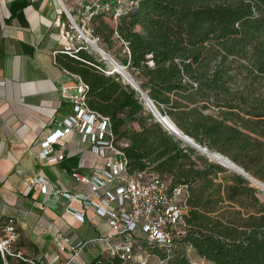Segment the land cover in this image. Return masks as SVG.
<instances>
[{
    "label": "trees",
    "instance_id": "16d2710c",
    "mask_svg": "<svg viewBox=\"0 0 264 264\" xmlns=\"http://www.w3.org/2000/svg\"><path fill=\"white\" fill-rule=\"evenodd\" d=\"M109 21H93L101 47L157 110L264 183V0H139ZM57 63L87 85L90 109L110 119L131 175L153 173L189 192L183 234L170 246L140 235L136 251L167 264H192L189 250L212 264H264V200L250 180L183 145L140 91L84 46ZM90 264L130 263L106 253Z\"/></svg>",
    "mask_w": 264,
    "mask_h": 264
},
{
    "label": "crops",
    "instance_id": "0c3cea01",
    "mask_svg": "<svg viewBox=\"0 0 264 264\" xmlns=\"http://www.w3.org/2000/svg\"><path fill=\"white\" fill-rule=\"evenodd\" d=\"M62 1L78 18L79 8L91 0ZM68 25L58 0H0V223L15 219L22 251L46 264L66 263L71 247L83 243L75 264H90L109 251L100 238L111 231L107 219L80 199L45 195L41 186L30 183L44 177L55 187L88 197L92 175L105 164L76 132L54 146L57 154H65L63 162L40 159L42 144L64 131L73 114L63 91L73 92L77 80L57 63L68 44ZM60 236L69 241L64 249Z\"/></svg>",
    "mask_w": 264,
    "mask_h": 264
},
{
    "label": "built area",
    "instance_id": "2783aa9c",
    "mask_svg": "<svg viewBox=\"0 0 264 264\" xmlns=\"http://www.w3.org/2000/svg\"><path fill=\"white\" fill-rule=\"evenodd\" d=\"M138 1L91 0L79 8L78 18L62 2L69 20L65 33L68 41L65 51H76V41L82 46L85 45L86 50H89L92 43L98 45L99 39L93 27L95 18L105 16L117 24L120 17L135 7ZM109 73L114 74V71ZM74 77L77 86L73 92L68 88L63 91V96L73 105V114L65 121L64 131L58 132L42 144L44 151L40 159L48 164L63 162L65 154H57L54 146L59 139L76 132L81 135L83 143L91 146L93 154L104 160V167L95 170L92 175L91 195L88 197L73 195L55 187L44 177L31 179L30 183L41 186L45 195L62 196L69 200L77 198L86 206L94 208L98 215L107 219L111 230L108 235L100 238V241L109 246L107 253L120 256L125 263L148 264L150 255L136 251V239L141 234L150 244L172 245L184 232L189 192L185 186L169 185L153 173L131 175L128 172L127 157L115 142L110 119L90 109L86 97L87 85L79 77ZM138 91L145 102L146 110L169 132L172 131L151 110L150 103L153 106L154 104L145 97V93ZM158 113L162 115L159 111ZM74 177L84 179L79 173H75ZM76 215L81 221L84 220L83 214ZM20 239L21 234L15 219L0 223V255L3 264H46L26 256L21 249ZM60 239V246L64 249L69 241L62 236ZM85 245L83 243L71 247L72 257L64 264H75Z\"/></svg>",
    "mask_w": 264,
    "mask_h": 264
},
{
    "label": "bare ground",
    "instance_id": "6f19581e",
    "mask_svg": "<svg viewBox=\"0 0 264 264\" xmlns=\"http://www.w3.org/2000/svg\"><path fill=\"white\" fill-rule=\"evenodd\" d=\"M62 0H60L59 4L62 6ZM63 7V6H62ZM91 48L96 51L99 55H101L103 58L107 59L110 64L112 65V70H115L116 72H119L121 73L128 81H132V78L130 76V74L127 72V70L123 67H120V66H117L116 64H114L112 62L111 59H109V56L108 54H106L97 44L95 43H92L90 44ZM111 67V66H110ZM150 107H151V110L157 115V117L170 129L172 130L175 134H178V138H180L181 140H183L184 143L192 146V147H195V144L194 142L187 138L185 136V134H183L182 132H180L176 126L174 125V123L169 119V118H166V117H163L162 115H160L158 113V111L156 110V108L150 103ZM209 159L221 164L222 166H224L225 168L231 170V171H234V172H237V173H240L241 171L239 170L238 166L235 165L231 160H229L227 157L219 154V153H216V152H212L210 151L209 149L207 151H202ZM252 181L260 188L264 189V183L256 180V179H253L252 178Z\"/></svg>",
    "mask_w": 264,
    "mask_h": 264
},
{
    "label": "rangeland",
    "instance_id": "374dc122",
    "mask_svg": "<svg viewBox=\"0 0 264 264\" xmlns=\"http://www.w3.org/2000/svg\"><path fill=\"white\" fill-rule=\"evenodd\" d=\"M85 46V45H84ZM98 46L103 50V48L101 47L102 44L101 42L99 41L98 42ZM104 51V50H103ZM89 52H91L93 55H95L97 58L103 60V57L101 55H99L96 51H94L91 47H89ZM107 54V53H106ZM109 57H111L109 54H108ZM107 66L109 68L110 71H112V65L110 64V62L107 60ZM111 66V67H110ZM209 113H212V111H208ZM178 139V138H177ZM180 140V139H179ZM181 141V140H180ZM183 145H185L186 147H189V148H192L194 150H196V152H198V154L202 155L205 157V159L209 162V163H213L215 165H218V166H221L222 168L226 169L228 171V173H233V174H237L235 173L234 171L233 172H230V170H228L227 168H225L224 166H222L221 164L209 159L205 154H203L202 152L198 151L197 149L193 148L192 146L184 143L182 141ZM251 182V185L253 187H255L256 189H258V192H259V196L261 197L262 200H264V189L258 187L252 180L250 181ZM189 254V259L191 260L192 264H212L210 262H207L206 260L204 259H201L199 258L194 252H192L191 250H189L188 252ZM148 264H167L166 262L160 260L159 258L157 257H154V256H150V259L148 261Z\"/></svg>",
    "mask_w": 264,
    "mask_h": 264
},
{
    "label": "water",
    "instance_id": "95a60500",
    "mask_svg": "<svg viewBox=\"0 0 264 264\" xmlns=\"http://www.w3.org/2000/svg\"><path fill=\"white\" fill-rule=\"evenodd\" d=\"M104 60H106L107 61V59H105V58H103ZM109 59H111L112 60V62L114 63V64H116L117 66H120L118 63H116L115 61H114V59L113 58H111V57H109ZM120 67H122V66H120ZM124 68V67H123ZM114 71V73H118V74H120L123 78H124V80L128 83V84H130L133 88H135L136 90H140V87L135 83V81H134V79L132 78V81H128L121 73H119V72H116L115 70H113ZM145 97L148 99V100H150L149 99V97H148V95L147 94H145ZM151 101V100H150ZM152 102V101H151ZM153 103V102H152ZM175 125V124H174ZM177 128V127H176ZM178 129V128H177ZM179 130V129H178ZM180 131V130H179ZM171 132V134H173L174 136H176L177 138H178V134H175L173 131H170ZM181 132V131H180ZM187 138H189L188 136H186ZM178 139H180V138H178ZM189 139H191V138H189ZM181 140V139H180ZM193 142H194V144H195V147H193V148H195V149H197L198 151H200V152H202V151H207V149L206 148H203V147H201L200 145H198L193 139H191ZM181 141H183V140H181ZM203 153V152H202ZM204 154V153H203ZM239 168V167H238ZM229 170V169H228ZM239 170L241 171L240 173H237V172H235V173H237V174H239V175H242V176H244V177H246L248 180H252V178H250L246 173H245V171L243 170V169H241V168H239ZM230 172H233V171H231L230 170Z\"/></svg>",
    "mask_w": 264,
    "mask_h": 264
}]
</instances>
